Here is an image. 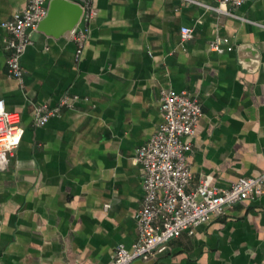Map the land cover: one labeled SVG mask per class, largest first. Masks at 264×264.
<instances>
[{"label":"crops","instance_id":"1","mask_svg":"<svg viewBox=\"0 0 264 264\" xmlns=\"http://www.w3.org/2000/svg\"><path fill=\"white\" fill-rule=\"evenodd\" d=\"M196 1L94 0L98 14L78 63L71 35L82 16L73 32L54 36L71 17L59 10L49 33L32 30L22 87L8 73L1 23L27 0H0V99L25 128L0 167V264H111L119 243L132 246L144 197L136 155L163 122V90L187 91L203 106L195 134L185 138L188 191L202 178L228 188L264 170V0L237 8L250 22L206 7L219 0ZM183 27L192 30L186 42ZM217 38L233 50L213 51ZM245 43L259 51L254 70L240 62ZM65 94L79 97L75 106L35 125L33 104L55 106ZM164 251L143 264H264V194L182 233Z\"/></svg>","mask_w":264,"mask_h":264},{"label":"built area","instance_id":"2","mask_svg":"<svg viewBox=\"0 0 264 264\" xmlns=\"http://www.w3.org/2000/svg\"><path fill=\"white\" fill-rule=\"evenodd\" d=\"M199 3L196 0H189ZM245 0H219L218 5H206L219 14L249 21L236 10ZM48 0H27L26 6L1 26L8 32L4 39L9 54L6 59L8 73L24 86L22 57L33 43L32 30L48 14ZM98 10L94 0L83 5L82 25L71 35L76 45L78 63L90 38L92 20ZM250 22V21H249ZM192 38V30L182 28V41ZM211 49L218 53L233 50L227 39L217 38ZM77 95L65 94L58 104L34 103L32 114L35 125H44L64 108H73ZM163 122L149 141L137 151L136 159L142 166L144 197L136 215L137 240L131 247L119 243L111 264H134L149 261L164 251L171 240L182 233L193 234L197 227L210 222L245 198H257L264 194V170L254 176L240 177L228 188L211 186L202 178L199 185L187 190L193 173L189 163L190 144L185 138L195 134L203 116V106L198 97L187 91L163 90L161 93ZM25 128L19 112L8 110L0 99V167H7L11 154L21 143Z\"/></svg>","mask_w":264,"mask_h":264},{"label":"water","instance_id":"3","mask_svg":"<svg viewBox=\"0 0 264 264\" xmlns=\"http://www.w3.org/2000/svg\"><path fill=\"white\" fill-rule=\"evenodd\" d=\"M59 10L62 12L70 13L71 17L68 20H64L66 23L63 25L62 31L59 33H49L47 31L49 25L53 21H57L58 18L56 17ZM83 14V6L79 3L72 2L69 0H52L50 3V7L48 8L47 16L39 22V28L46 31L49 34H53L54 36H61L65 35L64 32L68 31L69 33L73 32L79 23L81 16ZM57 18V19H56ZM56 29L59 27L55 26ZM240 62L245 66H248L250 70H254L259 64V51L253 46L251 43L241 44L238 47ZM165 251H162L161 254H164ZM152 262V261H151ZM149 262L148 264H151ZM134 264H143V261L138 260Z\"/></svg>","mask_w":264,"mask_h":264}]
</instances>
